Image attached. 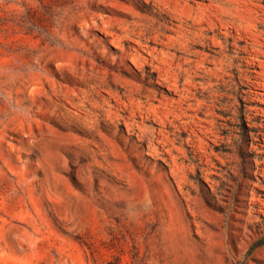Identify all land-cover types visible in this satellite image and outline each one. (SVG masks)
I'll return each mask as SVG.
<instances>
[{"label": "rangeland", "instance_id": "1", "mask_svg": "<svg viewBox=\"0 0 264 264\" xmlns=\"http://www.w3.org/2000/svg\"><path fill=\"white\" fill-rule=\"evenodd\" d=\"M0 264H264V0H0Z\"/></svg>", "mask_w": 264, "mask_h": 264}]
</instances>
